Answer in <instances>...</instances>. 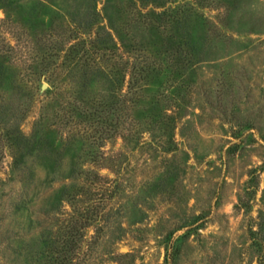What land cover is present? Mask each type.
<instances>
[{"label": "rangeland", "instance_id": "374dc122", "mask_svg": "<svg viewBox=\"0 0 264 264\" xmlns=\"http://www.w3.org/2000/svg\"><path fill=\"white\" fill-rule=\"evenodd\" d=\"M0 264H264V0H0Z\"/></svg>", "mask_w": 264, "mask_h": 264}, {"label": "water", "instance_id": "95a60500", "mask_svg": "<svg viewBox=\"0 0 264 264\" xmlns=\"http://www.w3.org/2000/svg\"><path fill=\"white\" fill-rule=\"evenodd\" d=\"M42 87L44 88L45 87V84H43Z\"/></svg>", "mask_w": 264, "mask_h": 264}]
</instances>
